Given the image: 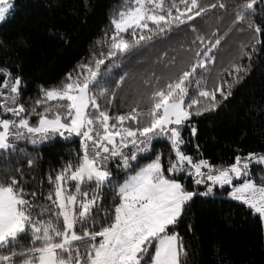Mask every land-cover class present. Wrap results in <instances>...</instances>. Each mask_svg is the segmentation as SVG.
<instances>
[{"label":"snow or ice","instance_id":"6c2138e0","mask_svg":"<svg viewBox=\"0 0 264 264\" xmlns=\"http://www.w3.org/2000/svg\"><path fill=\"white\" fill-rule=\"evenodd\" d=\"M81 4L87 8V0ZM62 6L50 2L53 14L40 23L51 40L70 43L69 33L60 30V20L54 15ZM216 7L223 9L226 4L202 7L199 0H180V4L175 0H126L110 17V34L106 31L97 41L107 49L106 54L101 51L97 55L93 50L87 63H78L58 85H39V98L23 103L25 78L10 71L8 65L18 67L10 62L12 55L20 54L14 48L30 51L32 45L23 36L18 45L0 38V56L5 57L0 59V110L10 117L0 115V156L12 159L21 139L32 145L55 143L57 137L67 141L73 135L80 140L76 156L47 174L46 196L43 182L39 195L25 190L26 169L22 164L14 168L15 174L0 168V264H188L184 238L172 229L183 222L195 235L193 205L197 198L238 201L259 217L264 228V175L259 183L250 178L254 163L264 165V153H237L233 162L216 165L203 157L200 144L194 148L196 158L183 150L201 132L192 118H199L209 131L214 130L222 117L221 108L227 107L234 87L249 73L252 57L264 47L260 39L264 26L256 23L258 8L264 13V0H236L232 23L246 25L253 35L240 46V61L233 60L224 69L231 81L221 79L209 88L201 76L190 89L196 71L215 63L214 50L223 37L214 30L208 36H195L190 44V50L196 45L193 59L174 76L163 83L161 77H154V85L145 81L151 88L146 107L137 102L128 112L115 116L106 110L128 75L124 73L115 81L116 88L101 84V79L117 67V57L131 55L157 37H166L174 26L190 23ZM16 11V0H0V23ZM191 30L197 33L194 24ZM244 58L247 65L242 62ZM105 60L109 63L102 72ZM100 100L105 101V108ZM37 107L41 111L36 112ZM254 112L264 117V96L247 105L244 117ZM33 114L38 117L35 123L30 120ZM184 132H188L187 140ZM160 140L170 144L167 165L161 152L152 156L153 144ZM141 154L152 158L134 168V163L145 158ZM21 159H26L29 170L38 166L30 156L22 155ZM114 159L119 160L115 172L109 168V161ZM121 171L130 173L123 181L119 179ZM234 177L243 182L233 184ZM189 179L191 184L182 182ZM199 186H203L202 191ZM109 198L111 204L104 206ZM225 219L231 221L230 216ZM21 237H29L30 246H22ZM222 253L221 248L218 264H228Z\"/></svg>","mask_w":264,"mask_h":264},{"label":"trees","instance_id":"16d2710c","mask_svg":"<svg viewBox=\"0 0 264 264\" xmlns=\"http://www.w3.org/2000/svg\"><path fill=\"white\" fill-rule=\"evenodd\" d=\"M50 2L63 5L55 11L54 15L60 20L58 25L60 30L69 33L70 43L51 40L44 25L40 23L43 17L53 14L48 7ZM125 2L126 0H87V8H85L81 0H16L15 15L6 22L0 23V38L18 45L19 37L23 36L32 45L30 51L22 47L14 48L19 50L20 54L12 55L10 62H15L18 67H11V63L8 65L10 71L25 78L21 102L29 98H39V85L45 87L58 85L66 73L76 69L78 63L82 61L87 63V58L93 50L97 55L101 51L106 54L107 49L102 48L97 41L101 40L106 31L110 34V17ZM171 2L172 0H168V3ZM175 2L180 4V0ZM199 3L202 7L209 3L217 5L224 3L226 7L208 9L192 22L174 26L166 37H157L131 55L116 58L117 67L111 69L110 74L101 79V84L116 88L115 81L124 73L128 75L121 86L116 88L115 99L106 106L110 115L126 113L131 107L136 106L137 102L140 107H146V98L151 88L145 84V81H151L154 85V77H161V83H163L187 65L193 59V50L196 45H191L190 50V44L197 34L208 36L214 30H218L223 39L214 50L216 57L214 65L203 70L198 69L190 89L195 87L196 79L201 76L207 81L209 88L221 79L231 81L232 78L225 75L224 69L228 68L233 60L240 61V46L247 44L253 33L246 28V25H233L236 0H199ZM180 6L183 7V5ZM257 11L256 23L264 26V13H261L259 8ZM77 12L78 17L73 14ZM191 24L195 25L197 33L192 32ZM238 28H244V30L239 31ZM260 39L264 41V36ZM0 59L5 57L0 56ZM173 60L175 64L172 63ZM242 62L247 65V58H244ZM108 63L109 60H105V63L101 65L102 72L105 71ZM2 80L3 77H0V82ZM262 96H264V47H261L258 54L252 57L250 71L241 83L234 87L233 96L226 102L227 107L221 108L222 117L214 130L209 131L205 127V122L199 118H192L191 122L197 123L201 132L198 139L191 140L189 146L183 148L185 153L196 158L194 148L196 144H200L203 157L210 159L216 165L233 162L237 153L240 155L247 152L264 153V117L255 112L249 117H244V109L247 105L253 101H259ZM99 102L101 107L105 108V101ZM39 111L41 109L37 107L36 112ZM37 119L35 114L30 117L32 123H35ZM183 135L187 140L188 132H184ZM17 144L18 149L16 153L11 154L12 159L6 160L4 156H0V168L10 169L15 174L14 168L22 164L26 169L24 177L26 183L23 185L25 190L37 191L39 195L40 185L43 182L45 196L49 190L47 182L49 171L59 170L64 160L74 158L80 151V140L75 135L67 141L57 137L55 143L44 142L32 145L27 142H17ZM20 150H23V153ZM156 152L163 154L162 162L167 165L170 144L164 140L154 142L152 156ZM22 155L37 160L38 166L27 169L26 159H21ZM141 155L145 158L139 163H134V168H138L152 158L147 154ZM172 158H175L174 154ZM17 160L20 163H17ZM117 163H119L118 159L109 161L110 170L115 172ZM261 168L264 166L255 163L251 167L250 178L255 179L257 183L260 176L264 175ZM127 174L130 173L121 171L119 179L123 181ZM182 182L191 184L190 179L182 180ZM233 182L237 181L233 180ZM224 187L231 190L230 185ZM199 188L203 190V186ZM110 204V198L104 201V206ZM193 210L195 212L194 236L183 222L178 228L172 229L184 238L189 251L186 258L188 264H201V262L218 264L217 253L221 248L222 255L228 264H264V228L261 226L259 217L248 211L245 205L227 197L197 198ZM228 216L231 217L230 222L225 219ZM19 243L27 247L30 246L31 240L29 237H21Z\"/></svg>","mask_w":264,"mask_h":264},{"label":"rangeland","instance_id":"374dc122","mask_svg":"<svg viewBox=\"0 0 264 264\" xmlns=\"http://www.w3.org/2000/svg\"><path fill=\"white\" fill-rule=\"evenodd\" d=\"M0 115H3V118H10L9 117V115H6V114H3L2 113V110H0ZM17 142H27V143H29V144H31L30 142H28L26 139H21V140H19V141H17ZM44 143V142H43ZM149 162V161H148ZM148 162H146V163H148ZM140 167V166H139ZM138 167V168H139ZM238 180L236 183H242L243 182V180H241L240 182H239V180L241 179V178H233V180ZM233 184H234V182H233Z\"/></svg>","mask_w":264,"mask_h":264},{"label":"crops","instance_id":"0c3cea01","mask_svg":"<svg viewBox=\"0 0 264 264\" xmlns=\"http://www.w3.org/2000/svg\"><path fill=\"white\" fill-rule=\"evenodd\" d=\"M235 181H238V180L235 179ZM234 184H236V182Z\"/></svg>","mask_w":264,"mask_h":264},{"label":"built area","instance_id":"2783aa9c","mask_svg":"<svg viewBox=\"0 0 264 264\" xmlns=\"http://www.w3.org/2000/svg\"><path fill=\"white\" fill-rule=\"evenodd\" d=\"M264 166V165H263ZM246 206V205H245ZM247 207V206H246Z\"/></svg>","mask_w":264,"mask_h":264}]
</instances>
